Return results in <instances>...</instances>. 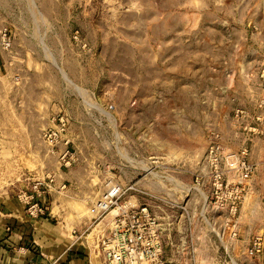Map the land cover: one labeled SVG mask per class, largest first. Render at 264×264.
Segmentation results:
<instances>
[{
  "label": "rangeland",
  "instance_id": "1",
  "mask_svg": "<svg viewBox=\"0 0 264 264\" xmlns=\"http://www.w3.org/2000/svg\"><path fill=\"white\" fill-rule=\"evenodd\" d=\"M62 115L70 168L44 135ZM255 137L264 139V0H0V191L20 198L33 180L66 177L54 211L64 236L82 222L89 264H104L115 215L144 205L146 237L168 264H213L206 245L219 240L204 233V214L216 227L228 216L224 241L240 263V230L251 240L257 221L264 231ZM113 177L136 185L101 214Z\"/></svg>",
  "mask_w": 264,
  "mask_h": 264
},
{
  "label": "built area",
  "instance_id": "2",
  "mask_svg": "<svg viewBox=\"0 0 264 264\" xmlns=\"http://www.w3.org/2000/svg\"><path fill=\"white\" fill-rule=\"evenodd\" d=\"M69 120L64 115L57 118L55 126L48 128L44 135L47 141L51 145V150L58 155L61 162V166L70 168L72 163L76 161L75 152L70 148V137L67 136L66 132L69 128ZM211 176L214 179V186H222L224 178V170L218 167L216 163L211 164ZM146 174H153V167L143 169ZM157 175V174H156ZM249 172H242V177H248ZM154 182V181H153ZM158 184H165L163 178L157 182ZM109 186L105 190L98 200L99 212L105 213L110 210L111 207L119 204L120 199L126 193L128 189L135 187V182L128 180V182H122L117 179L110 178L106 181ZM54 186H57V181L53 177L46 179L33 180L31 188L23 191L19 194L20 198L25 204L27 214L32 218H41L47 215V208L37 200V197L46 193L54 191ZM66 184L63 182L60 188L65 187ZM58 187V186H57ZM213 214L202 215L205 222L208 224L206 227L205 234H215L219 242H213L206 245V249L212 254L207 255L206 259L213 261V264H242L241 262H235L234 259L229 255L228 247L225 245L224 237L228 232L227 221L228 216L223 217L221 224L216 227L212 225ZM151 213L149 208L144 205L140 209H132V207H125L115 215V221L113 226L101 241V250L103 254L104 264H168L167 260H164V245L158 241H148L146 237V231L141 219L150 220ZM189 222L192 223L194 216L188 217ZM162 227L156 226L155 231ZM178 233L183 232L184 228H177ZM76 233V230H74ZM238 231L235 230L234 234ZM205 249V250H206ZM246 256L256 259L264 258V231L257 232L252 236L249 244L245 249ZM50 264H58V260H53ZM196 264V261L191 262Z\"/></svg>",
  "mask_w": 264,
  "mask_h": 264
},
{
  "label": "crops",
  "instance_id": "3",
  "mask_svg": "<svg viewBox=\"0 0 264 264\" xmlns=\"http://www.w3.org/2000/svg\"><path fill=\"white\" fill-rule=\"evenodd\" d=\"M254 146L258 168L264 171V139L255 137ZM61 175L56 177L57 186L66 179ZM63 175L72 179L75 176L71 172ZM258 186L260 194H264V186L256 182V187ZM14 192L13 187L0 191V264H50L53 260H58V264L90 263L87 256L88 246L78 233L83 227L82 222L75 223L77 229L71 230L70 235L62 234V221L57 220V212L54 211L59 198L55 195L56 190L37 197L48 210L47 215L41 218L30 217L23 200L16 197ZM63 214L62 211L59 215L64 218ZM258 226L256 221V233L261 232ZM239 235L244 236L240 240L244 251L250 240V231L240 230ZM225 245L228 246L226 242ZM240 261L242 264H264V258H251L245 254H241Z\"/></svg>",
  "mask_w": 264,
  "mask_h": 264
},
{
  "label": "bare ground",
  "instance_id": "4",
  "mask_svg": "<svg viewBox=\"0 0 264 264\" xmlns=\"http://www.w3.org/2000/svg\"><path fill=\"white\" fill-rule=\"evenodd\" d=\"M147 166H148V164H147ZM150 166V165H149ZM140 167V166H139ZM142 167V166H141ZM145 168V167H144ZM171 178V177H170ZM170 178H169V180H170ZM160 178H158L157 180H159ZM174 180V179H173ZM175 181V180H174ZM155 185V184H154ZM112 211H114V209H112Z\"/></svg>",
  "mask_w": 264,
  "mask_h": 264
}]
</instances>
